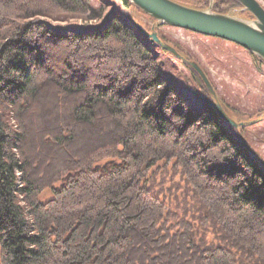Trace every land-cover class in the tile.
<instances>
[{
  "label": "trees",
  "instance_id": "trees-1",
  "mask_svg": "<svg viewBox=\"0 0 264 264\" xmlns=\"http://www.w3.org/2000/svg\"><path fill=\"white\" fill-rule=\"evenodd\" d=\"M87 2L0 0V264H264V165L242 126L187 61L203 107L166 79L134 16L81 29L40 18ZM161 161L193 206L154 187Z\"/></svg>",
  "mask_w": 264,
  "mask_h": 264
},
{
  "label": "rangeland",
  "instance_id": "rangeland-1",
  "mask_svg": "<svg viewBox=\"0 0 264 264\" xmlns=\"http://www.w3.org/2000/svg\"><path fill=\"white\" fill-rule=\"evenodd\" d=\"M87 5L89 10L86 12H55L40 18L58 28L75 26L81 29L101 26L105 19L117 11L126 20L134 16L147 29H157L173 46H179L191 56L189 60L201 65L217 97L229 107L237 120H257L243 125L241 131L264 160V61L258 55L220 37L162 24L136 6L126 5L123 0H88ZM239 9L232 6L229 12L244 18ZM142 36L149 41L148 37ZM155 52L159 68L166 79L175 84L194 107H203L202 99L198 96L200 85L190 67L181 58L159 46H155ZM164 164L161 161L150 171L149 177L154 187L166 194L168 202L174 207L184 209L193 206L195 202L181 174L174 171L173 164ZM52 196V191L46 190L41 198L47 200Z\"/></svg>",
  "mask_w": 264,
  "mask_h": 264
},
{
  "label": "water",
  "instance_id": "water-1",
  "mask_svg": "<svg viewBox=\"0 0 264 264\" xmlns=\"http://www.w3.org/2000/svg\"><path fill=\"white\" fill-rule=\"evenodd\" d=\"M130 1L162 24H169L235 42L264 60V3L261 0H237L242 5L239 10L251 12L254 16L253 19L237 17L231 11L227 13L217 12L213 9L215 0H210V4L206 8L193 7L177 0ZM137 26L145 36L182 60L187 61L199 72L214 95L213 100L206 99V101L218 111L224 120L235 127L257 121H237L217 97L210 78L197 61L185 58L175 46L164 42L157 30L151 31L139 22H137ZM243 141L249 146L246 137H243ZM260 160L264 165V160L261 157Z\"/></svg>",
  "mask_w": 264,
  "mask_h": 264
}]
</instances>
